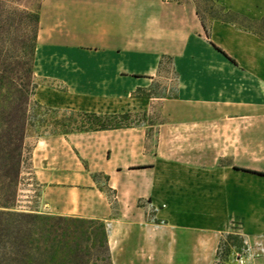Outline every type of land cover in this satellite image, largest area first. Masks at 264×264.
I'll return each instance as SVG.
<instances>
[{
	"label": "crops",
	"instance_id": "1",
	"mask_svg": "<svg viewBox=\"0 0 264 264\" xmlns=\"http://www.w3.org/2000/svg\"><path fill=\"white\" fill-rule=\"evenodd\" d=\"M129 1L49 0L35 57L36 64L38 55L61 50L67 61L65 101L37 99L48 108L148 114L161 103L165 121L158 125L39 136L32 149L42 203L34 212L103 222L114 259L163 247L169 231L219 239L237 220L264 217L258 208L249 217L244 206L253 197L264 201V176L247 172L264 173V41L211 23V42L234 65L206 40L191 1L157 0L147 15ZM215 1L253 21L264 18L257 4ZM93 52L100 60L90 63ZM163 56L178 77L175 95L137 96L156 82ZM94 174L108 177L113 202ZM186 205L192 208L184 215Z\"/></svg>",
	"mask_w": 264,
	"mask_h": 264
},
{
	"label": "trees",
	"instance_id": "2",
	"mask_svg": "<svg viewBox=\"0 0 264 264\" xmlns=\"http://www.w3.org/2000/svg\"><path fill=\"white\" fill-rule=\"evenodd\" d=\"M10 2L12 0H0ZM209 4L211 23L222 22L264 41V18L253 21L226 10L215 0ZM206 40L232 64L222 49L211 42L210 25L196 9ZM40 9L37 11L0 7V264H113L106 226L101 221L54 217L18 207L25 141L30 124L34 87V64ZM165 59L163 56L159 67ZM141 78L140 76H136ZM39 124L52 136L114 131L142 126L132 122L133 113L96 114L43 107L36 103ZM144 119L146 115H143ZM45 118V119H44ZM264 176V173L247 171ZM101 175V174H100ZM99 174L93 175L96 181ZM108 181V177L104 176ZM111 201V189L101 190ZM114 205V204H113ZM247 251L243 237L224 233L219 238L214 264H229L235 255ZM239 260V257L237 258Z\"/></svg>",
	"mask_w": 264,
	"mask_h": 264
},
{
	"label": "rangeland",
	"instance_id": "3",
	"mask_svg": "<svg viewBox=\"0 0 264 264\" xmlns=\"http://www.w3.org/2000/svg\"><path fill=\"white\" fill-rule=\"evenodd\" d=\"M179 2H186L188 0H173ZM193 3L196 9H199L202 15L205 17V22L210 25L211 19L209 16V4L205 0H189ZM243 1V2H242ZM244 4H257L264 11V0H242ZM49 2V0H12L10 2L1 1L0 7L2 9H16V10H30L37 11L43 4ZM217 2V1H216ZM61 4H65L66 0H60ZM131 6L133 11H139L144 15L149 13V6H153L156 11L157 0H130L127 4ZM221 5V4H220ZM148 11V12H147ZM180 15V14H175ZM64 30L65 23L62 22ZM51 25L47 24L46 29L50 30ZM55 29V28H54ZM40 38V42H43ZM38 42V41H37ZM120 41H118L119 43ZM121 44V43H120ZM51 51V50H50ZM93 51V50H91ZM52 55H38L34 69V87L32 94V105L30 109V124L28 126L27 138L25 141V154L23 163V174L19 185L18 193V207L28 211H39L42 207L40 200L41 187L36 182L32 175V161L31 154L35 141L39 136H49L50 129L44 125L40 126L39 120L42 114L37 108H35L38 98L53 99L56 101H65L64 96V84L62 79L65 78L66 59L65 54L61 50ZM90 63H95L100 58L93 54L87 58ZM183 65L195 66L190 62L184 61ZM174 67L173 61L165 59L163 65L160 68V75L157 77L156 82L148 90H143L135 93L140 97H164L174 96L177 90L178 77L172 68ZM136 77V76H134ZM43 107L42 104H39ZM65 111L66 109H59ZM74 111V110H72ZM134 117L132 122H142V125H158L165 121L161 114V103L154 102L153 106L149 110L146 118L144 119V113H133ZM45 119V118H44ZM155 129L150 130V140L155 135ZM100 175V174H99ZM97 187L100 190H107V181L103 175H100L96 179ZM111 198L114 200L115 195L110 193ZM255 197L251 198V202L245 206V212L251 217V209H261L264 216V201H261ZM260 202V203H259ZM185 207L184 215H187V211L191 209L189 205ZM48 215V214H43ZM51 216V215H48ZM56 217V216H54ZM187 217V216H186ZM236 232L240 234L247 244V251L241 252L240 255L235 254L229 261V264H264V217L262 219L248 218L246 220H237L232 223L226 233ZM219 239L213 236H200L195 234H189L188 232L175 235L173 231H169L168 242H164V246L157 247L156 243L150 245L146 251L137 254L136 252L127 251L122 252L115 259L112 255L113 264H214L215 255L218 247ZM114 253L116 248L114 247ZM239 257V260L237 258Z\"/></svg>",
	"mask_w": 264,
	"mask_h": 264
}]
</instances>
